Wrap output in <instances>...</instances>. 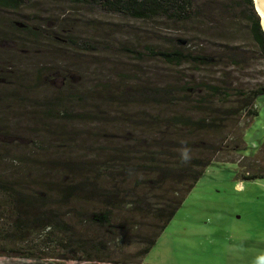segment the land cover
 Returning a JSON list of instances; mask_svg holds the SVG:
<instances>
[{"label":"trees","instance_id":"16d2710c","mask_svg":"<svg viewBox=\"0 0 264 264\" xmlns=\"http://www.w3.org/2000/svg\"><path fill=\"white\" fill-rule=\"evenodd\" d=\"M64 7L162 22L181 37L147 29L113 49L111 28L90 26L103 34L94 40L55 19ZM28 9L25 21L0 20V49L14 51L0 50V258L141 264L205 169L244 144L243 133L226 137L228 121L249 119L245 129L258 116L263 86L236 91L172 71L218 68L223 79L225 69L246 65V48L231 43L220 53L195 42L207 22L211 33L243 25L264 63L253 0H0V12Z\"/></svg>","mask_w":264,"mask_h":264},{"label":"rangeland","instance_id":"374dc122","mask_svg":"<svg viewBox=\"0 0 264 264\" xmlns=\"http://www.w3.org/2000/svg\"><path fill=\"white\" fill-rule=\"evenodd\" d=\"M58 9L55 8V12L61 16L55 19L66 17L71 22H76L78 27L83 26L84 31L87 30L89 33L88 37L94 40H99L98 38H102L103 34H92L89 30L90 26L101 28L103 31L108 27L111 28L115 32V36L112 35L110 38L114 43L113 49H122V44L126 43L136 44L140 41L138 35L145 33L147 29L155 31L161 37H181L178 32L169 30L162 22L145 24L122 21L105 15L75 13L68 10L69 7ZM32 13L31 9L21 11L19 14L0 12V20L4 23L22 22L25 21L23 16ZM95 22H99V25L93 24ZM206 24L211 28L208 22ZM207 28L198 31L200 36L197 32H193L198 38L195 42L207 51L219 50L220 53L227 52L224 45L231 43L239 45L242 49L246 48L248 49L245 53L248 57L246 65L238 69H225L223 79L218 68L203 73H192L188 67L172 71L201 79L205 75L214 83L216 81L229 83L236 91L264 87V63L255 57L244 26L236 25L229 29L221 25V30L216 29L213 33ZM229 31H233L236 35L231 36ZM145 40V38L141 39L142 42ZM138 46L139 43L137 48ZM10 48H12L11 44L2 46L0 50L14 52ZM98 48L100 49L101 46ZM98 52L99 54L94 53L92 59L101 58L99 56L102 51ZM83 60H91L90 55H86ZM159 69L163 70V68ZM254 108L258 111V116L245 129H243L244 124L248 123L249 119L242 117L237 122L228 121L229 134L226 137L229 141L238 140L243 133L244 144H239V151L219 155L205 169L202 177L187 195L174 218L141 264H264V178L255 181L237 180V175L264 173V96L256 100ZM0 264L98 263L0 258Z\"/></svg>","mask_w":264,"mask_h":264},{"label":"water","instance_id":"95a60500","mask_svg":"<svg viewBox=\"0 0 264 264\" xmlns=\"http://www.w3.org/2000/svg\"><path fill=\"white\" fill-rule=\"evenodd\" d=\"M253 3H254L255 11L257 12V15L260 18V24H261L262 30L264 32V25H263V22H264V19H263V17H264V0H256V3H255V0H253ZM256 5H257V7H256Z\"/></svg>","mask_w":264,"mask_h":264},{"label":"clouds","instance_id":"9594fccd","mask_svg":"<svg viewBox=\"0 0 264 264\" xmlns=\"http://www.w3.org/2000/svg\"><path fill=\"white\" fill-rule=\"evenodd\" d=\"M189 153L190 149H188L187 147H182L181 149H179L180 159L182 162L187 163L189 161Z\"/></svg>","mask_w":264,"mask_h":264},{"label":"bare ground","instance_id":"6f19581e","mask_svg":"<svg viewBox=\"0 0 264 264\" xmlns=\"http://www.w3.org/2000/svg\"><path fill=\"white\" fill-rule=\"evenodd\" d=\"M255 3H256V0H255ZM256 7H257V5H256ZM259 11V10H258ZM260 13V12H259ZM261 14V13H260ZM262 15V14H261ZM263 19H264V17H263ZM263 25H264V22H263ZM240 186H238V188H239Z\"/></svg>","mask_w":264,"mask_h":264},{"label":"crops","instance_id":"0c3cea01","mask_svg":"<svg viewBox=\"0 0 264 264\" xmlns=\"http://www.w3.org/2000/svg\"><path fill=\"white\" fill-rule=\"evenodd\" d=\"M241 186V185H240Z\"/></svg>","mask_w":264,"mask_h":264}]
</instances>
